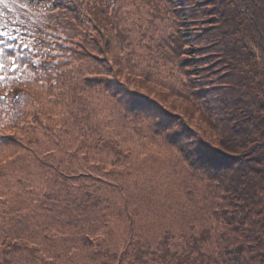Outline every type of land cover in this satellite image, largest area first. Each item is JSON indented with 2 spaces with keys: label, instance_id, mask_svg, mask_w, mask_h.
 Wrapping results in <instances>:
<instances>
[{
  "label": "trees",
  "instance_id": "16d2710c",
  "mask_svg": "<svg viewBox=\"0 0 264 264\" xmlns=\"http://www.w3.org/2000/svg\"><path fill=\"white\" fill-rule=\"evenodd\" d=\"M173 3L185 27L182 50L186 52H179L178 41L174 48L180 59L187 57L182 68L192 72V90L203 105L189 104L192 111L183 113L168 109L175 117L182 115L181 119L156 121L163 122L156 133L168 143L170 128L165 123H180L170 145L179 148L193 183L181 207L164 216L160 225L164 234L148 241L132 237L135 218L143 217L138 207L132 208L137 195L117 187L123 181V173L117 175L120 161L113 162L109 171L84 164L79 167L72 149L56 141L59 129L86 109L85 92H103L102 85L109 92L116 84L111 66L102 64L105 55L134 56L117 16L114 21L103 12L107 0L0 2V31L13 35L11 48H5L6 39L0 35V167L14 150L10 152L14 164L28 155L27 172L31 174L34 163L37 175L34 183L18 188L21 193L14 194V199L0 197L4 201L0 202V264H76L79 258L82 264H264V0ZM89 4L102 9L88 10ZM89 12L104 26L107 40L102 37L99 45L89 44L88 55L82 48L78 51L91 65L84 58L78 62L64 43L85 34ZM13 22L22 25L7 24ZM172 55L162 54L165 60ZM110 62L115 63L111 58ZM98 64L105 70H97ZM77 70L80 74L73 81ZM201 78L204 83L197 85ZM84 82H90L88 90ZM127 86L124 94L131 99L130 110L140 105L145 108L144 99L150 97L146 93L164 92L153 83L138 85L137 80ZM66 95L70 96L63 107L71 118L66 121L60 112V121L51 119V109L41 103ZM114 96L121 97V93ZM30 109L36 115L32 125L37 123L55 139L48 151L58 155L50 172L42 170L38 153L23 154L19 124ZM47 121H53V127ZM69 144H77L75 152L85 146L76 138ZM98 147L107 155L120 156L114 145ZM170 214L180 223L166 227L164 220ZM56 227L66 230L70 240L51 238L60 233ZM116 232L131 236L120 255L118 242L109 241ZM71 243L77 253L67 249Z\"/></svg>",
  "mask_w": 264,
  "mask_h": 264
},
{
  "label": "rangeland",
  "instance_id": "374dc122",
  "mask_svg": "<svg viewBox=\"0 0 264 264\" xmlns=\"http://www.w3.org/2000/svg\"><path fill=\"white\" fill-rule=\"evenodd\" d=\"M90 8L99 7L89 4L88 10ZM175 8L173 0H117V7L115 0H107L103 12H106V15L110 18L114 17V21L117 16L119 28L122 29L126 38L131 40L134 56L124 55L122 58H115L114 53L105 55L102 64L111 66L114 77L113 83L116 84L109 88V92L105 91L104 85H102L103 92H85L87 97L86 109L78 119L71 118L68 111L63 107V104L68 102L70 95L51 100L48 97L49 104L46 101L41 103L46 106L47 110L51 109V119L55 118L60 121L58 114L60 112H63V118L66 121L71 118L68 125H64L59 129L61 134L58 133L59 139L56 141L59 140L65 149H72L75 164H79V167L84 164L95 168L96 171L98 167L101 170L109 171L112 169L113 162L120 161L117 172L120 170L121 172L117 175L123 173V178H121L123 181L118 182L117 187L119 189V187L124 186V191L126 189L134 196L137 195V201L132 202V208L138 207V212L143 217L140 221H137L135 216V229H133L135 235L132 237L148 241H156L164 234V231L160 232V225L164 216L168 211L176 212L181 207L184 193L187 187L193 183L190 176L191 172L179 152V148L170 145L173 144L171 143L172 138L177 137L174 135L178 134L181 128L180 123H173L172 125L171 123H165L170 128V131L167 130L168 134L171 135L168 143L161 133H156L158 132V126L163 123L161 120L156 121L159 118H167L172 122L179 121L182 115L175 117L170 111L176 112L179 110L183 113L187 110L192 111L193 106L189 104L203 105L195 96V91L192 90L193 81L195 80L191 76L192 72L190 73L188 69L186 71L182 68L187 64V57L182 56L180 59L177 48H174V46L177 47L178 41L179 52L181 54L186 52L182 50L185 45L182 30L185 27L182 26L183 23ZM85 16L87 18L85 34L77 36L73 41L64 40V43L67 46L69 45V49L72 50L71 55L77 58L78 62L80 58L81 60L84 58L83 60L91 65V61L83 57L78 51L82 48L87 55L90 54L87 50L89 44L99 45L102 37L107 41L105 37L106 30L103 25L98 23L91 12ZM100 17L102 20L101 14ZM7 24L17 28L22 25L18 22ZM187 35L189 34L187 33ZM12 36L11 33L4 35L6 39L5 48H11ZM160 52L168 55L173 54L172 59L165 60ZM153 53H155V57L152 56ZM110 58L116 64H111ZM73 65L76 68L78 66L74 61ZM98 68L100 72L105 70L99 64L97 70ZM79 74L80 71L77 70L76 78L73 81L78 79ZM133 80H137L138 85L143 82L153 83L164 92H158L161 95H154L155 93L152 92L146 93L153 99H150V97L149 100L144 99V103H148L145 108L141 109L140 105L137 110H130V102L128 101L131 99L127 94H124V91L129 88L127 84L132 85ZM89 83L84 82L86 90H88ZM203 83L204 80L201 78L197 85ZM117 93H121V97H115L114 95ZM29 111L23 118V122L19 124L20 128L22 127L19 136L22 138L24 136L23 140L25 142L23 154L35 155L38 153L43 163L42 170L50 172L54 157L58 155L53 154V152L49 153L52 151L51 141L55 142V139L48 137L49 134H45L37 123L34 122L32 125L36 115L34 116L35 113L32 109ZM45 124L53 127V121H47ZM57 128H59V125ZM71 138L83 141L85 146L75 152L77 144L70 145ZM98 141L99 144L96 143ZM104 144L116 146L120 156L116 158L114 157L116 154L107 155L105 152H101V148L98 146ZM12 151L14 150L8 152L6 159L2 160L4 163L2 162L0 167V197H8L9 199L10 197L14 199V194L21 193V191H18L19 187L22 188L31 182L34 183L37 177L34 171V168H36L34 163L31 164V174L27 172L29 156L27 155L24 161L14 164V157L10 155ZM101 159L104 160L102 164L97 162ZM108 184L112 185L113 183L109 180ZM0 202L2 205L4 201ZM107 221L109 220L107 219ZM153 222L155 223L153 224ZM175 222L179 224V218L172 216V214L164 220L166 227ZM58 229L60 233L53 235L51 238L63 241L70 238L65 236L68 233L66 230H61V227H56L55 230ZM39 234L42 235L43 232ZM129 237L131 236L116 232V234H113V238L109 239V241L118 242L119 255L121 248ZM67 246V249L77 253L73 250L76 246L74 243L67 244ZM82 263L83 259L79 258L76 264Z\"/></svg>",
  "mask_w": 264,
  "mask_h": 264
},
{
  "label": "snow or ice",
  "instance_id": "6c2138e0",
  "mask_svg": "<svg viewBox=\"0 0 264 264\" xmlns=\"http://www.w3.org/2000/svg\"><path fill=\"white\" fill-rule=\"evenodd\" d=\"M0 2H2V0H0ZM53 6H55V5H53ZM0 35H7V33L6 32H0ZM3 43V41H0V44H2ZM0 52H2V49H0ZM3 67V65L2 64H0V68H2ZM15 68H16V65H15V63L13 64V70H15ZM0 79H2V78H0Z\"/></svg>",
  "mask_w": 264,
  "mask_h": 264
}]
</instances>
